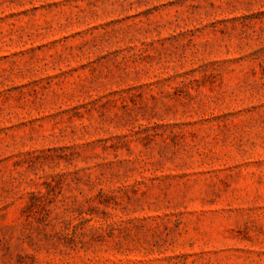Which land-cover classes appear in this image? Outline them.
Wrapping results in <instances>:
<instances>
[{
    "label": "rangeland",
    "instance_id": "rangeland-1",
    "mask_svg": "<svg viewBox=\"0 0 264 264\" xmlns=\"http://www.w3.org/2000/svg\"><path fill=\"white\" fill-rule=\"evenodd\" d=\"M0 264H264V0H0Z\"/></svg>",
    "mask_w": 264,
    "mask_h": 264
}]
</instances>
